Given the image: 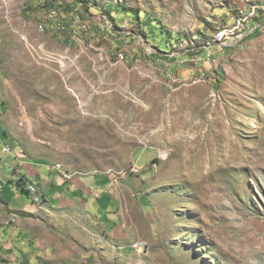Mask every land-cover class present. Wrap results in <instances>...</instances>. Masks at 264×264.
<instances>
[{
  "label": "rangeland",
  "instance_id": "374dc122",
  "mask_svg": "<svg viewBox=\"0 0 264 264\" xmlns=\"http://www.w3.org/2000/svg\"><path fill=\"white\" fill-rule=\"evenodd\" d=\"M82 1L0 0L6 133L109 183L129 238L35 197L27 223L72 262L264 264V0Z\"/></svg>",
  "mask_w": 264,
  "mask_h": 264
},
{
  "label": "crops",
  "instance_id": "0c3cea01",
  "mask_svg": "<svg viewBox=\"0 0 264 264\" xmlns=\"http://www.w3.org/2000/svg\"><path fill=\"white\" fill-rule=\"evenodd\" d=\"M6 71L0 62V264H94L89 258L68 261L34 230L26 214L35 210L32 197L42 199L50 209L100 215L105 230L115 239L127 241L124 224L112 208L109 183L96 177L65 178L48 164L27 159L6 133L4 88ZM23 180L18 185V181ZM32 189V196L23 191ZM28 187V188H26Z\"/></svg>",
  "mask_w": 264,
  "mask_h": 264
},
{
  "label": "bare ground",
  "instance_id": "6f19581e",
  "mask_svg": "<svg viewBox=\"0 0 264 264\" xmlns=\"http://www.w3.org/2000/svg\"><path fill=\"white\" fill-rule=\"evenodd\" d=\"M58 10H52L49 14L50 18H54L57 15ZM255 13V8H252L251 12L245 10V9H240L238 11V15H237V20L235 22V24L233 25L232 28L230 27H225L224 29L220 30L216 37H215V41L218 44H222L223 42H226L227 39H229V37L233 34H235V32H237L238 30H240L248 21V19L254 15ZM224 44V43H223ZM223 47V46H222ZM54 169H56L57 171L61 172V166L60 165H55ZM62 175L65 178H68L70 176H68L67 174H63Z\"/></svg>",
  "mask_w": 264,
  "mask_h": 264
},
{
  "label": "trees",
  "instance_id": "16d2710c",
  "mask_svg": "<svg viewBox=\"0 0 264 264\" xmlns=\"http://www.w3.org/2000/svg\"><path fill=\"white\" fill-rule=\"evenodd\" d=\"M52 6H53V5H52ZM68 10L71 11V12H73L74 15H75V14H84L85 12L90 13V11H91L89 5L84 4V2H83L82 0H76V2H75V4H74V7H72L71 9L68 8ZM236 15H237V14H236ZM256 19H257V18L253 19L252 22H257L258 20H256ZM258 24H259V22H258ZM109 25H111V24H109ZM259 27H260V26H259ZM149 29H150V28H149ZM256 30H258V27H257ZM256 30H255V32H256ZM100 31H101V30H100ZM106 31H109V28H106ZM144 33H145L146 35H149L150 32H148V31L146 30V31H144ZM161 35H163V32H162ZM169 45H170V42L167 41L166 47H168ZM156 47H158V46H156ZM164 53H165V52H164ZM199 53H201V52H200V51H199V52H196V54H199ZM21 179H22V178H20V180L18 181V185L22 184L21 182H22L23 180H21ZM22 189H23V191H25L26 193H29L28 189H25V186H22Z\"/></svg>",
  "mask_w": 264,
  "mask_h": 264
},
{
  "label": "built area",
  "instance_id": "2783aa9c",
  "mask_svg": "<svg viewBox=\"0 0 264 264\" xmlns=\"http://www.w3.org/2000/svg\"><path fill=\"white\" fill-rule=\"evenodd\" d=\"M227 45H231L230 42H227ZM206 57L211 59V53L210 52L206 53Z\"/></svg>",
  "mask_w": 264,
  "mask_h": 264
}]
</instances>
